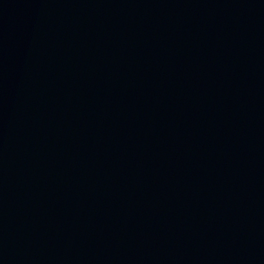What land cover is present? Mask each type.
Here are the masks:
<instances>
[{
	"label": "water",
	"instance_id": "water-1",
	"mask_svg": "<svg viewBox=\"0 0 264 264\" xmlns=\"http://www.w3.org/2000/svg\"><path fill=\"white\" fill-rule=\"evenodd\" d=\"M0 264H264V0H0Z\"/></svg>",
	"mask_w": 264,
	"mask_h": 264
}]
</instances>
